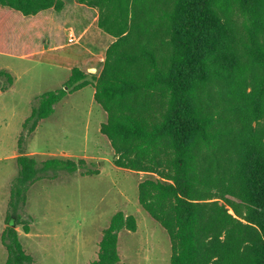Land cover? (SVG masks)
<instances>
[{"label":"trees","instance_id":"obj_1","mask_svg":"<svg viewBox=\"0 0 264 264\" xmlns=\"http://www.w3.org/2000/svg\"><path fill=\"white\" fill-rule=\"evenodd\" d=\"M76 1L98 10L111 37L103 69L96 77L73 68L62 89L36 100L24 129L33 133L92 77L115 165L157 176L139 183L138 199L169 234L170 264H264V0ZM64 6L0 0V54L31 58L20 45L45 38L51 10ZM16 160L9 208L26 234L18 212L29 186L51 172L99 174L84 159ZM137 229L117 212L90 264H118L119 233ZM1 240L5 264L33 263L14 225Z\"/></svg>","mask_w":264,"mask_h":264},{"label":"rangeland","instance_id":"obj_2","mask_svg":"<svg viewBox=\"0 0 264 264\" xmlns=\"http://www.w3.org/2000/svg\"><path fill=\"white\" fill-rule=\"evenodd\" d=\"M64 2L62 11L51 10L45 38L20 45L19 53L28 51L31 58L0 54V73L4 72L0 77V264L7 260L1 236L9 223L18 231L32 264H90L97 259L103 231L117 212L134 216L138 224L135 233L120 232L121 264H170L169 234L138 199L139 183L157 176L115 165L117 155L100 132L107 113L94 100L92 77V85L56 104L54 113L33 133L24 129L36 100L62 89L73 68L98 77L111 44L106 40L111 37L97 26V9L76 0ZM70 33L78 43H68ZM22 152L38 162L84 159L89 169L99 171L92 176H82L81 171L51 172L29 186L26 204L18 212L30 227L28 234L9 208L11 185L19 171L16 158Z\"/></svg>","mask_w":264,"mask_h":264},{"label":"built area","instance_id":"obj_3","mask_svg":"<svg viewBox=\"0 0 264 264\" xmlns=\"http://www.w3.org/2000/svg\"><path fill=\"white\" fill-rule=\"evenodd\" d=\"M68 43L70 44L78 43V40L76 39L73 33H70L69 38H68Z\"/></svg>","mask_w":264,"mask_h":264},{"label":"crops","instance_id":"obj_4","mask_svg":"<svg viewBox=\"0 0 264 264\" xmlns=\"http://www.w3.org/2000/svg\"><path fill=\"white\" fill-rule=\"evenodd\" d=\"M74 34V33H73ZM75 35V34H74ZM126 214V213H125ZM126 215H128V214H126ZM119 235H120V233H119ZM120 238V237H119ZM119 242V241H118ZM122 263V259H121V257H120V262L118 263V264H121Z\"/></svg>","mask_w":264,"mask_h":264}]
</instances>
